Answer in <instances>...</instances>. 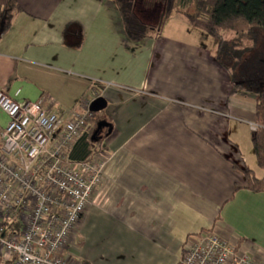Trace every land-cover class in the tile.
Listing matches in <instances>:
<instances>
[{
	"label": "crops",
	"instance_id": "crops-1",
	"mask_svg": "<svg viewBox=\"0 0 264 264\" xmlns=\"http://www.w3.org/2000/svg\"><path fill=\"white\" fill-rule=\"evenodd\" d=\"M16 1L22 12L0 36V92L19 103L43 97L60 116L100 97L113 125L98 154L102 182L68 252L82 264H177L189 236L214 229L264 264V193L245 190L230 165L256 174V98L230 94L204 37L168 21L131 43L114 0ZM7 122L0 111V132Z\"/></svg>",
	"mask_w": 264,
	"mask_h": 264
},
{
	"label": "built area",
	"instance_id": "built-area-1",
	"mask_svg": "<svg viewBox=\"0 0 264 264\" xmlns=\"http://www.w3.org/2000/svg\"><path fill=\"white\" fill-rule=\"evenodd\" d=\"M91 102L83 98L60 116L43 97L19 103L0 92V111L8 118L0 132L3 261L82 264L68 251L74 249L75 233L102 182V161L94 155L73 162L68 153L90 128ZM249 130L254 132L256 125ZM12 225L17 228L11 230ZM261 259L239 238L226 239L209 229L185 240L177 264H261Z\"/></svg>",
	"mask_w": 264,
	"mask_h": 264
},
{
	"label": "trees",
	"instance_id": "trees-1",
	"mask_svg": "<svg viewBox=\"0 0 264 264\" xmlns=\"http://www.w3.org/2000/svg\"><path fill=\"white\" fill-rule=\"evenodd\" d=\"M142 1L161 7L154 20L151 18L147 22L139 15L137 6ZM114 5L123 32L131 43H140L160 35L174 14L212 39L213 57L228 75L230 94L245 92L256 98V130L251 132V145L258 167L264 170V0H114ZM21 12L16 0H0V36ZM229 33L231 37L226 39ZM101 122L109 124V127L97 129ZM109 128L112 132L113 125L104 111L93 114L90 128L68 153L69 160L84 162L98 155L103 141L110 135L107 134ZM230 165L241 176L245 190L264 193V178H257L245 166ZM10 227L11 230L17 228L16 225ZM0 264L13 262L3 261L0 257Z\"/></svg>",
	"mask_w": 264,
	"mask_h": 264
},
{
	"label": "rangeland",
	"instance_id": "rangeland-1",
	"mask_svg": "<svg viewBox=\"0 0 264 264\" xmlns=\"http://www.w3.org/2000/svg\"><path fill=\"white\" fill-rule=\"evenodd\" d=\"M110 1H112V0H110ZM147 2H149V1H147ZM149 3L152 4L151 2H149ZM137 8H138L139 15L143 19H145L144 21L149 22V21H151V18H152V20H154L153 17H155L159 13V9L161 7L158 4L151 5L150 10L144 12L142 10L141 3H139ZM168 21H169L168 28H170L173 31H175V33H179V34H181V33L189 34L190 33V34H197L198 36H202L204 38H202V40L198 39L197 41L200 42V44H202L203 46L208 47V48L213 50V41H212V39L206 33H204L203 31L197 30V29L191 27L190 25H188L187 22L184 20V18H182L181 16L174 14V15H172V17ZM230 37H231V33L226 35V39H230ZM193 38H195V36H193ZM254 158L255 157H252V159L249 162V165H252L253 167H256V169H257L255 171L256 172V174H255L256 177H264V170L258 168L257 164H254L255 161L257 163L256 158L255 159Z\"/></svg>",
	"mask_w": 264,
	"mask_h": 264
},
{
	"label": "water",
	"instance_id": "water-1",
	"mask_svg": "<svg viewBox=\"0 0 264 264\" xmlns=\"http://www.w3.org/2000/svg\"><path fill=\"white\" fill-rule=\"evenodd\" d=\"M106 108V101L103 98L94 99L89 106V111L93 114L103 111ZM109 127V124L101 122L97 125V129L101 130L103 128ZM111 129H108L107 134H110Z\"/></svg>",
	"mask_w": 264,
	"mask_h": 264
}]
</instances>
